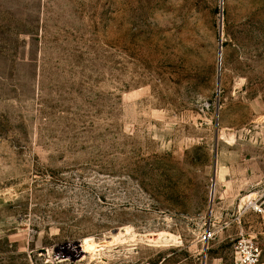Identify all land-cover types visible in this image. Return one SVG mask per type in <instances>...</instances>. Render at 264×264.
<instances>
[{
	"label": "rangeland",
	"instance_id": "obj_1",
	"mask_svg": "<svg viewBox=\"0 0 264 264\" xmlns=\"http://www.w3.org/2000/svg\"><path fill=\"white\" fill-rule=\"evenodd\" d=\"M262 193L264 0H0V264H264Z\"/></svg>",
	"mask_w": 264,
	"mask_h": 264
},
{
	"label": "built area",
	"instance_id": "obj_2",
	"mask_svg": "<svg viewBox=\"0 0 264 264\" xmlns=\"http://www.w3.org/2000/svg\"><path fill=\"white\" fill-rule=\"evenodd\" d=\"M249 207L254 212L264 215V193L258 199L250 202ZM215 236L216 232L208 228L201 234L200 241L208 244ZM260 253V248L254 239L241 232L234 244V264H262Z\"/></svg>",
	"mask_w": 264,
	"mask_h": 264
},
{
	"label": "bare ground",
	"instance_id": "obj_3",
	"mask_svg": "<svg viewBox=\"0 0 264 264\" xmlns=\"http://www.w3.org/2000/svg\"><path fill=\"white\" fill-rule=\"evenodd\" d=\"M89 247H91V245H89L88 241L84 242L83 244L78 242L68 247L66 252H72V254H75L76 252H84V250Z\"/></svg>",
	"mask_w": 264,
	"mask_h": 264
},
{
	"label": "water",
	"instance_id": "obj_4",
	"mask_svg": "<svg viewBox=\"0 0 264 264\" xmlns=\"http://www.w3.org/2000/svg\"><path fill=\"white\" fill-rule=\"evenodd\" d=\"M220 33L222 34V25H220ZM220 62H221V53H220V58H219ZM215 169H217V159L215 157ZM215 183L213 184V189L211 191V198L213 199L214 193H215V189H214Z\"/></svg>",
	"mask_w": 264,
	"mask_h": 264
},
{
	"label": "crops",
	"instance_id": "obj_5",
	"mask_svg": "<svg viewBox=\"0 0 264 264\" xmlns=\"http://www.w3.org/2000/svg\"><path fill=\"white\" fill-rule=\"evenodd\" d=\"M207 249H209V247H207ZM207 252V251H206Z\"/></svg>",
	"mask_w": 264,
	"mask_h": 264
}]
</instances>
